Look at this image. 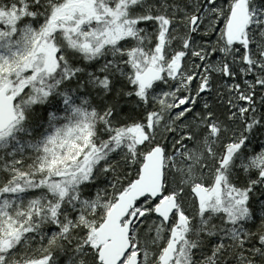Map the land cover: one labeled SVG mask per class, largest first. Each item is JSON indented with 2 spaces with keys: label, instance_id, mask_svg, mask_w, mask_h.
<instances>
[{
  "label": "snow or ice",
  "instance_id": "1",
  "mask_svg": "<svg viewBox=\"0 0 264 264\" xmlns=\"http://www.w3.org/2000/svg\"><path fill=\"white\" fill-rule=\"evenodd\" d=\"M0 264H264V0H0Z\"/></svg>",
  "mask_w": 264,
  "mask_h": 264
}]
</instances>
